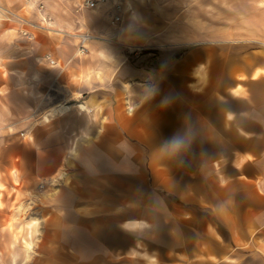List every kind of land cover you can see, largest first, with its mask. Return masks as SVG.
<instances>
[{"label":"crops","instance_id":"crops-1","mask_svg":"<svg viewBox=\"0 0 264 264\" xmlns=\"http://www.w3.org/2000/svg\"><path fill=\"white\" fill-rule=\"evenodd\" d=\"M262 2L234 0L210 42L162 0H0V168L37 214L26 264L264 263Z\"/></svg>","mask_w":264,"mask_h":264},{"label":"rangeland","instance_id":"rangeland-1","mask_svg":"<svg viewBox=\"0 0 264 264\" xmlns=\"http://www.w3.org/2000/svg\"><path fill=\"white\" fill-rule=\"evenodd\" d=\"M162 2L169 8L171 16L167 19L177 26L180 37L185 35V32L181 31V27L185 25L187 19H190V23L193 22L194 25L198 24V21L201 22L202 19L209 23L208 40L210 42L221 41L230 35L224 31L231 29L234 24V0H206L204 3L207 5L204 8L201 0H162ZM187 7H194V15L189 18L185 16ZM80 8L83 10L86 7L82 3ZM206 11L208 16L205 15ZM201 12H204V16H201ZM8 14L10 18L15 17L11 13ZM80 33L82 32L80 31ZM9 149L8 144L2 145L0 155L6 154ZM4 163L6 162L1 160L0 165ZM13 171L15 174L6 168H0V264H26L29 260L28 252L31 253L33 246L31 245V248L25 246L30 232L25 224L37 214L26 205V196L21 192V189H25L26 184L21 181L20 172L16 169ZM40 183V181L35 183V187H38ZM35 228L37 229V227ZM33 229L31 230L32 244L35 234ZM245 264L264 263L257 259Z\"/></svg>","mask_w":264,"mask_h":264},{"label":"built area","instance_id":"built-area-1","mask_svg":"<svg viewBox=\"0 0 264 264\" xmlns=\"http://www.w3.org/2000/svg\"><path fill=\"white\" fill-rule=\"evenodd\" d=\"M84 4H85L86 7H89V6L92 5V2L91 1H85ZM120 4H121V1H118V3L115 6L116 14L112 18V23H114V24L115 23H119L120 20H121V15H120V13H121V6H120ZM87 40H89L88 36H82L81 37V41H80L81 47L79 48V52L81 54H84L85 53V48H84V46L82 44H84Z\"/></svg>","mask_w":264,"mask_h":264},{"label":"clouds","instance_id":"clouds-1","mask_svg":"<svg viewBox=\"0 0 264 264\" xmlns=\"http://www.w3.org/2000/svg\"><path fill=\"white\" fill-rule=\"evenodd\" d=\"M184 147V141L180 138H173L168 144L164 146L163 151L171 154L178 153Z\"/></svg>","mask_w":264,"mask_h":264},{"label":"bare ground","instance_id":"bare-ground-1","mask_svg":"<svg viewBox=\"0 0 264 264\" xmlns=\"http://www.w3.org/2000/svg\"><path fill=\"white\" fill-rule=\"evenodd\" d=\"M88 38H89V37H88ZM80 109H81V110H84V109H85V107L81 106V107H80Z\"/></svg>","mask_w":264,"mask_h":264}]
</instances>
